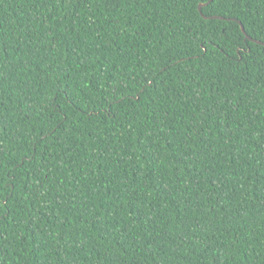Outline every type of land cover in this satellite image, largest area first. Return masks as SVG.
Masks as SVG:
<instances>
[{"label": "trees", "instance_id": "16d2710c", "mask_svg": "<svg viewBox=\"0 0 264 264\" xmlns=\"http://www.w3.org/2000/svg\"><path fill=\"white\" fill-rule=\"evenodd\" d=\"M237 20L264 41V0H0V264H264Z\"/></svg>", "mask_w": 264, "mask_h": 264}, {"label": "water", "instance_id": "95a60500", "mask_svg": "<svg viewBox=\"0 0 264 264\" xmlns=\"http://www.w3.org/2000/svg\"><path fill=\"white\" fill-rule=\"evenodd\" d=\"M202 5H203V3H200L199 6H198V8L200 9ZM210 17L223 18V16H219V15H212ZM233 19H235V18H233ZM237 21L240 24L241 30L245 34L246 38H249L250 40H252V41H254L256 43H259V44H263L264 45V41H261V40H258V39H254V38L250 37L249 35H247L246 32H245L244 26L242 25V23L239 20H237Z\"/></svg>", "mask_w": 264, "mask_h": 264}]
</instances>
